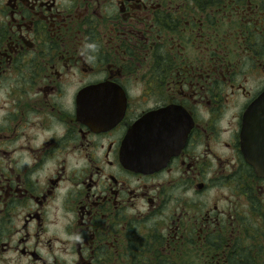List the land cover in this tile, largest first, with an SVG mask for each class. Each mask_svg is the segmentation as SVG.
<instances>
[{
    "label": "flooded vegetation",
    "instance_id": "1",
    "mask_svg": "<svg viewBox=\"0 0 264 264\" xmlns=\"http://www.w3.org/2000/svg\"><path fill=\"white\" fill-rule=\"evenodd\" d=\"M263 94L264 0H0V264H264Z\"/></svg>",
    "mask_w": 264,
    "mask_h": 264
},
{
    "label": "water",
    "instance_id": "2",
    "mask_svg": "<svg viewBox=\"0 0 264 264\" xmlns=\"http://www.w3.org/2000/svg\"><path fill=\"white\" fill-rule=\"evenodd\" d=\"M146 122H150V117H146L143 121L139 122L133 128L128 137V145L130 148L127 151V156L131 166H141L142 168H146L151 166V163L153 162L154 152L152 150L148 148L143 149V151L138 149V151L135 150V131L143 127ZM245 122V143L246 146H248V144L252 146L249 152L247 148L248 155L250 160L254 159L252 163L255 166L257 172L264 177V94L248 110ZM148 138L149 137H143V140L148 141ZM145 145L146 144L143 145V148H145Z\"/></svg>",
    "mask_w": 264,
    "mask_h": 264
}]
</instances>
